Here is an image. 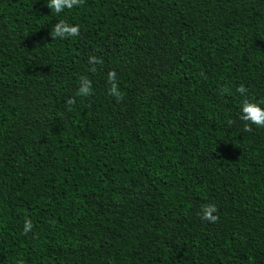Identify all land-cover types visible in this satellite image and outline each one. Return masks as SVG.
Here are the masks:
<instances>
[{"label": "trees", "instance_id": "1", "mask_svg": "<svg viewBox=\"0 0 264 264\" xmlns=\"http://www.w3.org/2000/svg\"><path fill=\"white\" fill-rule=\"evenodd\" d=\"M47 3L0 0V264H264V0Z\"/></svg>", "mask_w": 264, "mask_h": 264}, {"label": "clouds", "instance_id": "2", "mask_svg": "<svg viewBox=\"0 0 264 264\" xmlns=\"http://www.w3.org/2000/svg\"><path fill=\"white\" fill-rule=\"evenodd\" d=\"M83 2L84 0H48L47 7L50 8L56 14H60L65 9L71 10L74 7L82 5ZM79 35H80L79 25H70L63 20L55 23L52 27V31L50 32V36L52 39L77 37ZM89 62L102 63V61L97 60L96 57H90ZM91 70L94 72L95 68H92ZM116 79H117L116 72L110 70L107 73V80L111 85V87L109 88V94L114 96L117 102H119L120 100L123 99V94L120 91H118V85L116 83ZM223 91L227 92L228 89H223ZM236 92L243 95L247 92V89L243 85H240L239 87L236 88ZM91 93H92L91 81L88 80L86 77L82 78L77 94L81 96H88ZM67 102L69 104L75 103L73 99H69ZM260 103H264V101H261ZM240 120L245 122L244 131H252L251 125H255L258 128L264 127V108L260 107V104L245 98L242 101ZM217 212L218 209L214 204L205 205L202 208L201 219L214 224L219 220V216L214 214ZM32 228H33L32 221L30 219H26L23 228L24 233L27 234L28 232L32 231Z\"/></svg>", "mask_w": 264, "mask_h": 264}]
</instances>
